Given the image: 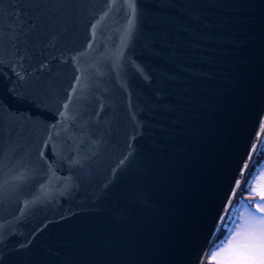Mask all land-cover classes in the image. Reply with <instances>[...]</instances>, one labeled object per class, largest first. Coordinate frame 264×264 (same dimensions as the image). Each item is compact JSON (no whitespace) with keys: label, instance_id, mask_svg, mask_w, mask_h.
Instances as JSON below:
<instances>
[{"label":"water","instance_id":"1","mask_svg":"<svg viewBox=\"0 0 264 264\" xmlns=\"http://www.w3.org/2000/svg\"><path fill=\"white\" fill-rule=\"evenodd\" d=\"M0 54V264H204L264 144V0H0Z\"/></svg>","mask_w":264,"mask_h":264},{"label":"snow or ice","instance_id":"2","mask_svg":"<svg viewBox=\"0 0 264 264\" xmlns=\"http://www.w3.org/2000/svg\"><path fill=\"white\" fill-rule=\"evenodd\" d=\"M11 62L6 59L2 54H0V64L4 66H9ZM18 81L27 82V74L20 75L16 73ZM79 79V78H77ZM73 88V92H75ZM33 101L38 105H45V97L43 96L39 85H34V89L29 93ZM72 96H69L64 104V111H57L59 120L54 123L47 125L48 135L42 141V147L38 153L41 160L47 158L46 149L52 146L53 151L57 152L58 145L55 142V138L60 136V131H58V125L63 124L67 119L66 112L69 104L71 103ZM19 120L23 121L26 118L24 116H19ZM38 124V122H37ZM261 128H264V119L259 121ZM260 132H256V136H259ZM255 144L252 145L254 150ZM64 149L59 147L58 155L60 158L63 156ZM71 149L69 148L68 163L75 164L78 161L71 158ZM247 162H244V166L239 168L238 171L241 176L244 175L245 169L247 168ZM47 179L43 184L40 185L41 189H44L46 185L50 184L56 176V169L49 165L46 172ZM18 179H21L18 177ZM234 186L230 187L228 194L225 196L226 204L224 207L230 208L232 200L235 199L238 189L240 188L242 181L239 178L233 177ZM250 194L253 197H258V200L250 201L246 205V212L238 217V225L235 227L234 231L230 234V239L226 243L214 250L210 254V260L212 264H264V175L258 178V182L255 186L250 188ZM252 204L255 207H252Z\"/></svg>","mask_w":264,"mask_h":264},{"label":"rangeland","instance_id":"3","mask_svg":"<svg viewBox=\"0 0 264 264\" xmlns=\"http://www.w3.org/2000/svg\"><path fill=\"white\" fill-rule=\"evenodd\" d=\"M260 150H264V144H263V146H262V148ZM261 175H264V162L259 167L258 173H257V175H255V178L253 180L252 186H255V184L258 182V178ZM240 189H241V187H240ZM240 189H239L235 199L231 203V207L228 209V211L226 212L224 218L222 219V222H221V224H220V226H219V228H218V230H217V232L215 234L216 236H218L219 233L221 232V230L226 229V231H227L226 235L221 241H219V243L215 246V248L210 251L206 261H204V264H212V262L210 260L211 252L214 251V250H217L220 247H222L226 243V241L228 239H230V234L234 231L235 227L238 225V222H239L238 221V217L243 215L246 212V205L250 201L258 200V197L251 196L250 191H249V193L247 194L246 197H244L242 199H238V201H236V203H235V200H237V197H238V194L240 192ZM252 207L254 208L255 205L252 204ZM230 218H231V220L233 219L231 224L228 223V221H230Z\"/></svg>","mask_w":264,"mask_h":264},{"label":"trees","instance_id":"4","mask_svg":"<svg viewBox=\"0 0 264 264\" xmlns=\"http://www.w3.org/2000/svg\"><path fill=\"white\" fill-rule=\"evenodd\" d=\"M253 162H254V164L252 165L249 173L246 175L242 186H240L241 189H240V192L238 194L237 200H235V203H236V201H238V199H242V198L246 197L247 194L249 193L250 188L252 187V183H253V180L255 178V175H257L259 167L264 162V150H260L256 154ZM232 221H233V219L231 220V218H230V221H228V223L231 224ZM226 232H227L226 229L221 230V232L219 233V235L217 237L216 243L221 241L225 237Z\"/></svg>","mask_w":264,"mask_h":264}]
</instances>
